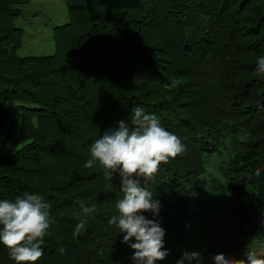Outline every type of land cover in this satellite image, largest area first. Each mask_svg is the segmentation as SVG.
Segmentation results:
<instances>
[{
    "label": "trees",
    "instance_id": "trees-1",
    "mask_svg": "<svg viewBox=\"0 0 264 264\" xmlns=\"http://www.w3.org/2000/svg\"><path fill=\"white\" fill-rule=\"evenodd\" d=\"M29 3L0 0V201L38 195L49 206L35 264H136L108 223L123 197L118 170L106 181L98 161L84 167L91 144L134 106L184 146L139 178L160 202L158 216L141 214L165 230L162 250L190 226L193 193L209 239L203 264L220 252L245 259L264 235V0H66L55 53L19 56L14 20ZM222 148L225 180L196 186ZM81 200L93 209L86 217ZM0 264H16L2 241Z\"/></svg>",
    "mask_w": 264,
    "mask_h": 264
},
{
    "label": "clouds",
    "instance_id": "clouds-1",
    "mask_svg": "<svg viewBox=\"0 0 264 264\" xmlns=\"http://www.w3.org/2000/svg\"><path fill=\"white\" fill-rule=\"evenodd\" d=\"M257 71L264 73V56L257 61ZM129 121L132 127L129 126ZM118 127L105 132L90 146L91 158L84 167L92 168L98 161L105 169L104 179L110 181L118 170L123 197L116 203L119 216H113L109 225H116L124 233L123 242L134 250L132 259L136 264H156L169 254L164 249L165 230L156 219H147L144 212L159 215L160 202L153 199V193L141 185L140 177L146 184L158 171L159 165L167 163L184 151L179 138L166 131L155 115L145 114L144 109L134 106L128 122L119 121ZM258 177L259 170L255 173ZM85 214L93 209L80 201ZM49 206L38 195L17 197L15 202L0 201V241L10 249L11 258L16 264H35L43 250L39 241L50 227ZM87 219H82L75 227L73 236L85 230ZM135 238L134 243H129ZM59 252L63 254L64 248ZM245 259H235L220 252L211 256L214 264H264L255 250L247 245ZM203 264L202 253L184 251L176 264Z\"/></svg>",
    "mask_w": 264,
    "mask_h": 264
},
{
    "label": "rangeland",
    "instance_id": "rangeland-1",
    "mask_svg": "<svg viewBox=\"0 0 264 264\" xmlns=\"http://www.w3.org/2000/svg\"><path fill=\"white\" fill-rule=\"evenodd\" d=\"M69 12L66 0H30L25 5L21 16L16 17L14 23L24 31L22 46L18 49L19 56H40L55 53L53 40V27L68 22ZM68 38L67 34L64 35ZM221 152V154H219ZM221 162L215 164L207 161V171L198 177L196 186H202L206 181L218 179L224 181L221 165L229 160V152L222 148L216 152ZM201 184V185H200ZM189 227H186L180 237L172 240L167 246L169 254L165 261L158 264H176L184 251H199L203 253L208 249L209 239L205 225L200 217V209L193 193L188 199ZM256 251L264 254V235L254 242ZM187 264V262H186ZM195 264V262H193Z\"/></svg>",
    "mask_w": 264,
    "mask_h": 264
}]
</instances>
